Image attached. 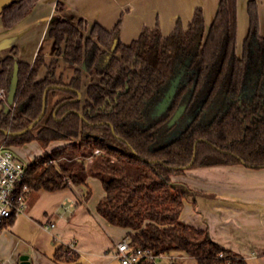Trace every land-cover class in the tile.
<instances>
[{"label": "trees", "instance_id": "obj_1", "mask_svg": "<svg viewBox=\"0 0 264 264\" xmlns=\"http://www.w3.org/2000/svg\"><path fill=\"white\" fill-rule=\"evenodd\" d=\"M37 1L20 0L4 8L0 13L3 27L19 23ZM55 16L46 30L53 44L51 57L37 54L31 64L23 62L16 45L0 57V89L5 94L14 63L18 65L14 111L5 114L1 110L0 129L14 132L31 123L40 113L47 86H68L81 93L79 100L72 101L75 92L50 88L45 112L29 131L15 136L0 131V141L11 147L33 141L42 148L64 143L29 161L23 179L29 190L85 186L82 199L86 201L90 196L86 179L97 178L103 196L96 212L128 230L130 247L177 254L192 264H247L241 255L215 242L206 229L180 220L183 199L191 190L174 177L186 169L213 164L264 167V112L259 102H230L223 114L204 123L198 122L199 111L177 138L158 146L154 143L158 128L167 123L190 88L194 97L205 94L202 108L221 92L240 94L248 40L254 36L264 43L258 34L256 2H247L242 57L236 56L237 0H218L208 25L202 8L196 7L186 26L178 19L167 35L157 25L143 27L128 44L119 39V20L108 31L82 16L66 14L60 0ZM185 60L190 72L169 107L150 125L141 126L176 64ZM66 66L69 75L64 72ZM96 149L99 154L94 153ZM193 152V162L187 166ZM55 254L65 260L76 257L61 247Z\"/></svg>", "mask_w": 264, "mask_h": 264}, {"label": "crops", "instance_id": "obj_2", "mask_svg": "<svg viewBox=\"0 0 264 264\" xmlns=\"http://www.w3.org/2000/svg\"><path fill=\"white\" fill-rule=\"evenodd\" d=\"M57 1L38 0L12 28H4L0 20V57L11 45L17 46L19 60L29 64L37 54L51 57L53 44L46 30L55 16ZM60 1L66 14L82 16L108 31L119 20V39L124 44L135 39L143 27L157 25L161 34L167 35L178 19L186 26L196 7L202 8L208 25L218 3V0ZM248 1L237 0L238 47L248 27ZM253 1L257 5L259 32L264 33V0ZM65 68V74H71L70 68ZM63 144L53 142L43 149L33 141L13 150L22 159L23 152L29 153L32 146L35 151L30 152L32 156H39ZM91 178L94 177H87V185ZM174 180L191 190L183 199L181 221L206 229L215 242L241 255L247 264H264V167L213 164L186 169ZM83 193L72 187L30 190L24 210L13 216L11 222L5 219L0 226V257L5 264H18L22 254L28 255L32 264H120L113 255L114 246L127 240L128 230L110 224L96 212L103 193L94 203L84 201ZM49 223L54 227L47 228ZM70 245L76 254L73 260L56 256L59 247L64 250ZM168 262L174 264L172 260Z\"/></svg>", "mask_w": 264, "mask_h": 264}, {"label": "built area", "instance_id": "obj_3", "mask_svg": "<svg viewBox=\"0 0 264 264\" xmlns=\"http://www.w3.org/2000/svg\"><path fill=\"white\" fill-rule=\"evenodd\" d=\"M0 99L5 100V93L0 89ZM10 111H14V104ZM99 154V150L94 151ZM27 163L7 146L0 142V224L11 216L21 213L25 207V198L30 191L23 182ZM47 228L54 227L53 223L46 225ZM72 252V246H68ZM114 257L120 264H135L141 260L149 261L150 264H159V259L165 257L161 253H154L149 248L130 247L126 239L118 241L114 246ZM0 264L5 260L0 257Z\"/></svg>", "mask_w": 264, "mask_h": 264}, {"label": "flooded vegetation", "instance_id": "obj_4", "mask_svg": "<svg viewBox=\"0 0 264 264\" xmlns=\"http://www.w3.org/2000/svg\"><path fill=\"white\" fill-rule=\"evenodd\" d=\"M258 34L259 36L264 38V35H262L259 32V29H258ZM244 40H245V37L240 47H238V45L236 44V56L237 57H242V55L245 53L244 44H243ZM245 63H246V66H245V73H244V82L242 84V91L240 92V94L233 95V94L221 92L217 94L215 98L211 100L210 103H208V105L202 108L203 106L202 103L204 102V97H205V94H203L204 96L200 102L199 110L197 111V112L199 111L201 112V116L204 110L207 109L209 105L214 104L215 102L216 103L218 102L217 103L218 111L214 117H217L223 114L228 103L230 102H238L239 104H241L244 101L250 102V101L256 100L259 102V105H261V108L259 110L262 113L264 112V43L262 41L256 40L254 36H252L248 40L246 56H245ZM182 64H185V71H184V74L181 75L182 77H180L179 79V77L175 74H176L177 68ZM176 70L168 84L170 86L171 84L176 83V91H177V88L180 85V83L186 80L185 79L186 75L190 72L187 66V60L183 61V63L176 64ZM164 93L165 92L162 93L161 95L162 97L164 96L163 95ZM201 94L202 93H199L195 95L194 97L193 94L191 93V88H190L183 96V103L178 105L177 107L184 105L183 109L186 108L187 104L194 101ZM221 94L223 95L224 99L218 100L217 97L218 95H221ZM165 111H163V113Z\"/></svg>", "mask_w": 264, "mask_h": 264}, {"label": "rangeland", "instance_id": "obj_5", "mask_svg": "<svg viewBox=\"0 0 264 264\" xmlns=\"http://www.w3.org/2000/svg\"><path fill=\"white\" fill-rule=\"evenodd\" d=\"M260 33L262 35H264L263 32H260ZM184 71H185V64H182V65H180L177 68L175 75H177L179 77V79H180V77H182L181 75L184 74ZM168 86H169V84L164 89V92L167 91ZM203 96L204 95L201 94L194 101H192L189 104H187L186 108H184L181 111L179 117H177L172 123H170V119H169L167 121V123L163 124L162 126H160L158 128V130H157V138H156V141L154 143L155 146L162 145V144H164V143H166V142H168V141H170L172 139H175V138H177L179 136V134L188 126V124L194 118V115L199 110L200 102H201ZM161 97L162 96H160V98L156 102H154V104H152V109L149 112V114H147L144 117L143 122L139 123L141 126H145L146 127V126L150 125L152 123V121L157 116L161 115V114L156 115V113H154L155 112V106L163 98V97L162 98ZM217 99L218 100L219 99H224V97L221 94V95H218ZM217 103L215 102L214 104L209 105L208 108L204 110V112L202 113V116H200V118L198 120L199 123H204V122L208 121L209 119L213 118L216 115V113L218 111ZM182 106L184 107V105H182ZM1 110H2V105L0 104V112H1ZM0 142H4L5 143L4 140H1ZM11 148L13 149L14 147H11ZM43 149H45V148H43ZM27 150H28V148H27ZM32 150H34L33 146L31 147V150L29 151V153L23 152L24 155H22V157H23L22 160H23L24 163H28L32 159L40 157V156L46 154V152H45V153H43L42 155H39V156H32L33 153H30V152H35V151H32ZM26 154H29V157ZM31 157H33V158L30 160ZM85 163H87L86 165L88 166L89 160L88 159L85 160ZM88 187L90 189V196L88 198V202L94 203L95 200L103 193L102 186H101L100 181L98 179L91 178L90 181H89ZM75 190H77V191H85L86 187L85 186H79V187H76ZM65 251H66V253H68V255L71 256L70 248H65ZM171 260L173 261L174 264H192V261L185 259V257L178 256L177 254L165 255V257H162L161 259H159V264H169L168 261H171Z\"/></svg>", "mask_w": 264, "mask_h": 264}, {"label": "water", "instance_id": "obj_6", "mask_svg": "<svg viewBox=\"0 0 264 264\" xmlns=\"http://www.w3.org/2000/svg\"><path fill=\"white\" fill-rule=\"evenodd\" d=\"M16 1H20V0H0V13H1V11L4 8H6L7 6H9L10 4H12L13 2H16ZM54 18H56V16H53L50 19V21H52ZM115 42H116V40L114 39L113 42H112L111 48L114 47ZM11 46H9V47H11ZM17 84H18V65H17V63H14V67H13L12 75H11V78H10V82L8 84V88H7V91H6V94H5V100H4L3 105H2L3 113H5V114L10 111L11 106L14 104L15 94H16V90H17ZM50 88H57V89H63V90H68V91L75 92L77 96L74 99H72V101L79 100L80 97H81V93L79 91H77V90H75V89H73L71 87H68V86H47V87H45V89L43 91L40 113L37 115V117L31 123H29L26 127H24L21 130H18V131L11 132V131H8V130H5V129H0V131L5 136H8V135H11V136L21 135V134L29 131L41 119V117L43 116V114L45 112L46 95H47V92H48V90ZM175 93H176V83H173V84H171L169 86L167 91L163 94L164 96L161 99V101H159L157 103V105L155 106V108H156L155 110L156 111L154 113H156V115L162 114L163 111H165L169 107V104H170L172 98L174 97ZM60 105H58L54 109L53 115H55V113L57 111V108ZM182 109H183L182 105L177 107V109L175 110L173 115L170 117V123H172L177 117H179ZM66 114L67 113H65L59 119H62ZM78 115L80 116L81 119H83V116L80 113H78ZM194 156H195V153L193 152L192 158H191L190 162L187 164V166H189L193 162ZM18 264H32V263L29 260V256L28 255L22 254V255L19 256Z\"/></svg>", "mask_w": 264, "mask_h": 264}]
</instances>
